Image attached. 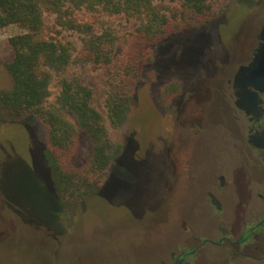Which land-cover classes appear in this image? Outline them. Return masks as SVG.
<instances>
[{"label":"rangeland","instance_id":"obj_1","mask_svg":"<svg viewBox=\"0 0 264 264\" xmlns=\"http://www.w3.org/2000/svg\"><path fill=\"white\" fill-rule=\"evenodd\" d=\"M155 2L169 16L181 4V0ZM210 4L215 21L149 45L152 62L143 64L127 120L119 127L110 123L107 98L118 61L127 52L141 20L100 10L76 12L78 19L94 24L98 32L111 28L120 38L113 63L97 66L78 59L83 35L60 28L53 31L55 17L45 15L46 31L72 42L74 61L62 73L53 72L44 109L57 107L63 77L78 79L93 90V105L106 119L111 142L123 147L133 139L135 149L120 158L123 167L115 171L114 165L106 171L104 181L115 177L95 198L82 203L65 199V208L52 193L47 162L37 154L36 145L50 148L44 119L35 115L30 121L34 139L21 124H0V184L14 209L6 212L7 237L0 246V264H170V252L177 251L189 235L180 216L188 218L192 229L202 232L214 221L205 204L204 188L216 169L232 178L223 197L226 213L236 217L243 213L254 189L245 173L252 172L254 166L220 125L224 119L219 112L214 113L216 122L210 135L198 140L186 138L181 146L179 110L198 98L207 104L217 103L207 86L216 80L221 63L228 62L249 28L264 17V0H210ZM23 32L18 25L0 29V92L12 85L6 67L13 53L10 40ZM62 114L77 126L71 113ZM78 140V151L70 163L75 172L86 164L92 146L79 128ZM169 142L176 166L167 159ZM182 152L192 161L190 178H185L189 171L178 156ZM253 174L264 178V168L253 170ZM222 255L221 250L207 244L193 264H214L219 259L227 264H264V260Z\"/></svg>","mask_w":264,"mask_h":264},{"label":"trees","instance_id":"obj_2","mask_svg":"<svg viewBox=\"0 0 264 264\" xmlns=\"http://www.w3.org/2000/svg\"><path fill=\"white\" fill-rule=\"evenodd\" d=\"M82 10L141 20L127 52L118 61L107 98L108 118L114 127L126 122L142 66L152 62L149 45L185 30L199 29L217 17L210 0H181L180 8L171 16L155 0H0V29L18 25L24 31L10 40L13 53L6 67L12 85L0 92V124H21L34 139L30 121L35 115L44 119L50 139L45 163L55 195L65 208V199L82 203L95 198L106 171L122 152L121 145L109 139L106 119L93 105V90L78 79L63 77L57 107H43L50 96L53 72L62 73L74 61L72 42L46 31V14L55 17L53 31L60 28L84 36L79 60L97 66L113 63L118 34L111 28L98 32L94 24L78 19L76 12ZM62 112L71 113L77 126ZM78 128L88 135L92 146L86 164L75 172L70 170V163L79 147ZM6 202L10 205L7 196Z\"/></svg>","mask_w":264,"mask_h":264},{"label":"flooded vegetation","instance_id":"obj_3","mask_svg":"<svg viewBox=\"0 0 264 264\" xmlns=\"http://www.w3.org/2000/svg\"><path fill=\"white\" fill-rule=\"evenodd\" d=\"M219 70L216 80L207 86L217 103L214 104L213 100L207 104L198 98L187 101L179 110L181 146L186 138L198 140L205 134L210 135L216 122L214 113L219 112L224 119L220 125L230 134L236 149L254 166L253 170L264 168V17L249 28L228 62L225 65L221 63ZM128 143L122 147L115 163V171L123 167L120 158L134 152L133 139ZM36 148L37 154L45 160V149L38 145ZM169 148L167 159L174 163L176 160L171 143ZM178 156L185 161L182 165L184 169L189 171V176L185 178H190L193 173L191 158L187 152L179 153ZM173 165L176 166L175 163ZM253 170L245 173V179L254 189L250 202L243 205V213L239 217L229 216L225 210L223 197L230 188L232 178L222 169L214 171L209 184L204 188L205 204L214 221L202 232L192 229L188 226V218L180 216L182 228L189 235L182 244H178L177 251L170 252V264H193L201 247L207 244L221 250L222 256L237 260H264V178H257ZM114 177L115 175L111 180ZM111 180L104 181L103 187ZM51 185L55 195L54 181ZM7 210L14 212L6 202L5 192L0 184V246L7 237ZM161 264L167 263L163 261ZM214 264L227 262L219 259Z\"/></svg>","mask_w":264,"mask_h":264}]
</instances>
